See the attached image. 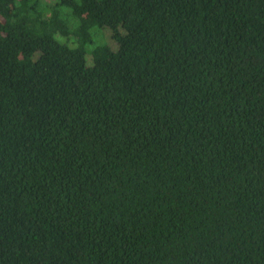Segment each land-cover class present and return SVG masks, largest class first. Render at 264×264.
I'll use <instances>...</instances> for the list:
<instances>
[{
  "label": "trees",
  "instance_id": "obj_1",
  "mask_svg": "<svg viewBox=\"0 0 264 264\" xmlns=\"http://www.w3.org/2000/svg\"><path fill=\"white\" fill-rule=\"evenodd\" d=\"M0 264H264V0H0Z\"/></svg>",
  "mask_w": 264,
  "mask_h": 264
}]
</instances>
